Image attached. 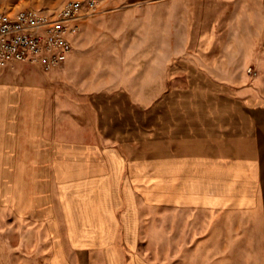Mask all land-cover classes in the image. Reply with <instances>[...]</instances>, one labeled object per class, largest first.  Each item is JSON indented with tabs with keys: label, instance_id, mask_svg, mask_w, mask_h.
<instances>
[{
	"label": "crops",
	"instance_id": "0c3cea01",
	"mask_svg": "<svg viewBox=\"0 0 264 264\" xmlns=\"http://www.w3.org/2000/svg\"><path fill=\"white\" fill-rule=\"evenodd\" d=\"M116 14L156 38L127 45L142 50L124 64L69 72L81 103L0 83V264H150L171 248L175 208L196 216L198 264H264V85L245 71L264 65V0Z\"/></svg>",
	"mask_w": 264,
	"mask_h": 264
},
{
	"label": "rangeland",
	"instance_id": "374dc122",
	"mask_svg": "<svg viewBox=\"0 0 264 264\" xmlns=\"http://www.w3.org/2000/svg\"><path fill=\"white\" fill-rule=\"evenodd\" d=\"M63 1L66 0H0V10L14 12L29 7L53 8ZM151 2L152 0H97L94 13L81 22L77 41L79 60L76 67L69 68L68 60L50 70H43L25 63L4 64L0 66V83L13 82L19 86L41 83L43 87L52 86V88L59 89L63 99L70 94H78L75 97L81 103L80 100L84 101L86 97L80 95V87L69 80L68 73L72 72L76 76L84 77L87 74H92L96 70L94 64L102 59L112 65L113 62L120 64V61L124 64L126 62L124 58L127 57L129 51H133L135 56L139 54L142 49L126 46H137L141 40H153L156 38V33L151 30L150 26L123 28L119 25V18L121 17L116 13L127 8L149 7ZM85 22H89L87 27H85ZM163 35L165 38H160H164L171 45L175 43V40L182 39V33L168 32L163 33ZM113 45L118 46L113 47ZM141 62L144 60L141 59ZM129 65L132 67L133 63ZM248 66H251L255 71L254 75L249 74L248 83L251 84L254 80L259 79L258 87L260 88L264 85V65H261V69L256 65H247L245 71ZM43 73H58L60 76L56 77V80L38 79ZM63 74L65 75L63 76ZM19 108L15 107V109ZM162 219L165 221V214L162 215ZM168 219L172 220L173 223L171 225L173 227V239L168 241L171 248H165V243H162L159 254L147 256V260H150V264H198L196 216L187 215L185 209L175 208L173 215L168 216ZM165 227L166 225H162V235H165ZM189 236L190 238L187 239ZM14 264H22L21 257L15 255Z\"/></svg>",
	"mask_w": 264,
	"mask_h": 264
},
{
	"label": "built area",
	"instance_id": "2783aa9c",
	"mask_svg": "<svg viewBox=\"0 0 264 264\" xmlns=\"http://www.w3.org/2000/svg\"><path fill=\"white\" fill-rule=\"evenodd\" d=\"M96 6L97 0H66L53 8L0 10V66L25 63L50 70L62 65L82 20L92 15ZM246 71L255 74L252 67Z\"/></svg>",
	"mask_w": 264,
	"mask_h": 264
}]
</instances>
